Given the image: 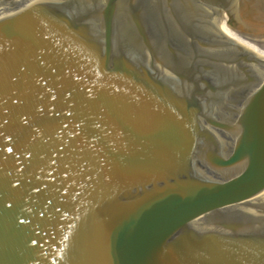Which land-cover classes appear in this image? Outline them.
Returning <instances> with one entry per match:
<instances>
[{
	"label": "water",
	"instance_id": "obj_1",
	"mask_svg": "<svg viewBox=\"0 0 264 264\" xmlns=\"http://www.w3.org/2000/svg\"><path fill=\"white\" fill-rule=\"evenodd\" d=\"M230 3L255 33L223 0H0V264H264V0Z\"/></svg>",
	"mask_w": 264,
	"mask_h": 264
},
{
	"label": "bare ground",
	"instance_id": "obj_2",
	"mask_svg": "<svg viewBox=\"0 0 264 264\" xmlns=\"http://www.w3.org/2000/svg\"><path fill=\"white\" fill-rule=\"evenodd\" d=\"M223 1L226 2L227 7L225 10L219 9V14H220V27L224 38L228 39L231 35H233L236 32H244L249 34L255 33L256 31L255 28L247 26L235 18L230 0H223ZM244 47L247 50H251L255 52H264V37L251 38L247 42H245ZM208 54L212 56H223L229 59L228 62H224L220 64L235 65L240 68H243L244 65H246L245 62L231 61L233 60V58L239 56L237 54H221V53L213 52L210 49L208 50ZM260 60H261L260 62L251 64L252 68L258 72L264 70V58Z\"/></svg>",
	"mask_w": 264,
	"mask_h": 264
}]
</instances>
